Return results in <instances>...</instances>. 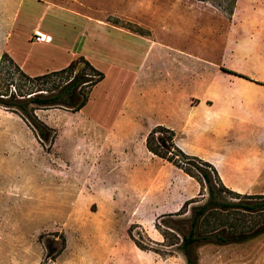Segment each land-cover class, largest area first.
Wrapping results in <instances>:
<instances>
[{
	"label": "rangeland",
	"instance_id": "374dc122",
	"mask_svg": "<svg viewBox=\"0 0 264 264\" xmlns=\"http://www.w3.org/2000/svg\"><path fill=\"white\" fill-rule=\"evenodd\" d=\"M42 1L108 21L132 35L68 14L61 37L52 7L34 0H0V59L16 16L19 21L11 42L34 56L48 55L22 38L40 27L68 51L83 43V55L92 61L100 52L106 63L115 60L118 67L131 63V73L139 80L147 79L149 86V94L137 103L138 112L162 126L174 125L175 113L189 99L211 96L233 110L229 127L238 129L228 134L229 139L253 140L264 133V94L256 91L264 89V0ZM106 63L100 68L105 78L91 92L83 113L37 110L35 129L19 114L0 107V264H186L177 246L190 229L192 207L204 204L207 192L201 195L198 182L147 150L145 139L155 127L128 130L134 158L123 183L119 171L122 185L113 189L104 184L96 191H82L80 185L76 191L79 170L62 158L69 145L62 139L56 144V130L45 125L46 119L63 127L78 124L94 107L105 104L104 93L120 76ZM7 71L18 79L5 59L0 70L3 86ZM160 87L166 93L158 92ZM122 91L114 102H120ZM38 131L46 136L40 139ZM171 131L174 137L169 131H158L155 143L171 137L174 142ZM118 155L121 164L123 153ZM106 158L101 155L103 165ZM101 172L109 180L113 171ZM222 195L233 204L261 201ZM221 212L200 222L197 235L214 227L220 228V235L231 236L264 226V211L250 213L234 207ZM244 244L236 246L254 249V243ZM260 244L264 245V239ZM222 248L214 241H200L194 250L199 264H214Z\"/></svg>",
	"mask_w": 264,
	"mask_h": 264
},
{
	"label": "crops",
	"instance_id": "0c3cea01",
	"mask_svg": "<svg viewBox=\"0 0 264 264\" xmlns=\"http://www.w3.org/2000/svg\"><path fill=\"white\" fill-rule=\"evenodd\" d=\"M34 1L37 3L42 2L47 7L54 9L57 15L55 21L60 26L58 30L61 32V37L64 34V19L68 14L84 17L85 20L90 22L94 21L100 28L114 30L124 35H132L125 28L118 27L108 21L93 20L95 18L68 7L42 0ZM31 5H34V3H31ZM18 21L19 19L14 16L7 42L3 45L2 50L26 75L34 77L59 71L66 68L71 61L79 56L84 57L90 63L92 62L93 67L103 73L100 68L103 65V61L105 63L106 61L102 60L100 52L97 58L92 61L83 55V43L80 47L76 46L72 51H68L67 48H63L59 43H54L51 32L42 30L40 27L34 29L31 34L24 35L22 40L26 41L28 39L30 46L44 48L48 56L37 57L30 50H21L11 42ZM34 31H39L46 35L47 41L35 42L32 39ZM85 35L86 33H83V37ZM96 48L98 49V46ZM111 62L106 64L117 71L120 76L112 89L104 93L103 101L105 104L94 107L92 114L84 115V119L75 125L71 124L63 127V123L57 124L54 120L52 122L45 120V125L57 132L55 143H59L62 139L63 142L66 141L69 145L68 153L64 154L62 158L65 161L73 162L75 169L79 170L77 173L76 191L81 190V186L84 187L82 191H96L104 184L111 186L113 189L117 185H122L118 179L119 171L121 182L123 183L128 176V172L133 167L134 158L132 153V134L128 133V130L133 131L134 129L142 128L147 130L163 124L154 121L146 114L139 113L136 107L137 103L144 100L146 94H149L147 79H137L131 73L132 70L130 68H133V65L127 61L123 62L120 67L115 63V60ZM103 75L105 78L104 73ZM98 84L92 88L91 92ZM121 89L123 91L120 94V102L116 103L114 102L115 96ZM256 91L264 94V89ZM158 92L166 93V89L160 87ZM89 99L86 105L77 112L83 113ZM222 103L218 104L211 96H203L201 99L191 98L183 104V106L185 105L184 109H179L175 113L174 125L167 123L163 127L174 131V143L184 153L199 157L210 163L217 171L224 186L230 191L237 194H262L264 193V133H261L262 135H258V138L253 140H246V138L242 137L229 139L228 134L233 130H237L238 127H229V112L232 108L229 104ZM50 111L64 112L62 109H50ZM120 151H122L123 155L120 157L121 164H118V154H122ZM102 154L104 157L108 156L106 165L102 164ZM106 166L113 171L109 180L107 176L104 177L105 179L102 177L101 170L107 169ZM174 169L180 170L176 167ZM65 176H67L66 185L70 186L68 172ZM104 180L105 182H103ZM262 239H264V234L241 243L223 244V248L218 252L221 257L220 260H214L213 263L250 264L249 260L252 258L253 264H264V245L260 244ZM247 243H254V249L241 250L236 246L246 245ZM197 260L199 264V259L197 258Z\"/></svg>",
	"mask_w": 264,
	"mask_h": 264
},
{
	"label": "trees",
	"instance_id": "16d2710c",
	"mask_svg": "<svg viewBox=\"0 0 264 264\" xmlns=\"http://www.w3.org/2000/svg\"><path fill=\"white\" fill-rule=\"evenodd\" d=\"M5 59L14 68L18 83L14 80L11 72L7 71L6 84L4 86L0 84V107L19 114L24 120H28L35 129H38V125L35 122V112L37 110L62 109L70 112L80 111L86 105L92 88L104 78L103 73L95 69L82 56L75 58L64 69L34 77L22 72L5 53L2 54L0 59V70ZM233 74L250 81L246 76ZM261 85L264 86L263 83ZM160 130L172 132L163 126L153 128L145 139L147 150L198 182L201 187V195H203L202 192L204 190L207 192V201L200 206L192 207L190 229L186 235H181V242L177 246L183 254L186 264H198L194 247L200 241H214L222 245L234 244L264 234V226H257V228L248 233L231 236L220 235V228L214 227L210 230H203L202 236H198L196 232L198 224L207 220L211 215H221V211L234 207L242 208L250 213L264 211V194L241 195L230 191L224 186L217 171L210 163L199 157L184 153L174 144L173 133H171L172 137L168 140L165 141L159 138L155 143L154 136ZM45 136V132L38 131L40 139ZM162 149L167 150L168 153H161ZM172 150L175 154H173ZM224 193L261 201L253 204H233L223 197L222 194ZM134 244L138 249L145 251L137 242L134 241Z\"/></svg>",
	"mask_w": 264,
	"mask_h": 264
},
{
	"label": "built area",
	"instance_id": "2783aa9c",
	"mask_svg": "<svg viewBox=\"0 0 264 264\" xmlns=\"http://www.w3.org/2000/svg\"><path fill=\"white\" fill-rule=\"evenodd\" d=\"M32 39L35 41V42H46L47 41V37L46 35L42 34L41 32L39 31H34L32 33Z\"/></svg>",
	"mask_w": 264,
	"mask_h": 264
}]
</instances>
